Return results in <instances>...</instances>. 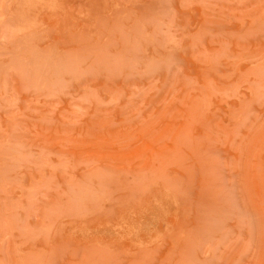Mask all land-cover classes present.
<instances>
[{
    "label": "rangeland",
    "instance_id": "rangeland-1",
    "mask_svg": "<svg viewBox=\"0 0 264 264\" xmlns=\"http://www.w3.org/2000/svg\"><path fill=\"white\" fill-rule=\"evenodd\" d=\"M0 264H264V0H0Z\"/></svg>",
    "mask_w": 264,
    "mask_h": 264
}]
</instances>
